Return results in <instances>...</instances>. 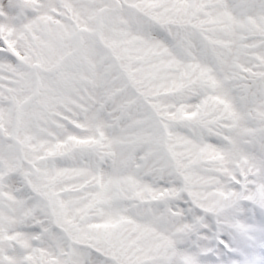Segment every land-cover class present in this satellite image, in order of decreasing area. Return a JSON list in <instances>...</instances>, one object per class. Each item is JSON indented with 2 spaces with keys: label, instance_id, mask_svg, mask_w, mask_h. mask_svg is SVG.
Masks as SVG:
<instances>
[{
  "label": "snow or ice",
  "instance_id": "1",
  "mask_svg": "<svg viewBox=\"0 0 264 264\" xmlns=\"http://www.w3.org/2000/svg\"><path fill=\"white\" fill-rule=\"evenodd\" d=\"M0 264H264V0H0Z\"/></svg>",
  "mask_w": 264,
  "mask_h": 264
}]
</instances>
